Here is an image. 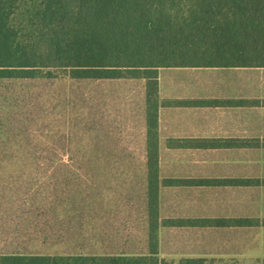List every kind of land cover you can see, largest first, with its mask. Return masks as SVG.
<instances>
[{
	"label": "rangeland",
	"instance_id": "374dc122",
	"mask_svg": "<svg viewBox=\"0 0 264 264\" xmlns=\"http://www.w3.org/2000/svg\"><path fill=\"white\" fill-rule=\"evenodd\" d=\"M50 70L0 79V264L16 253L147 252L142 80Z\"/></svg>",
	"mask_w": 264,
	"mask_h": 264
},
{
	"label": "trees",
	"instance_id": "16d2710c",
	"mask_svg": "<svg viewBox=\"0 0 264 264\" xmlns=\"http://www.w3.org/2000/svg\"><path fill=\"white\" fill-rule=\"evenodd\" d=\"M224 65L264 66V0H0V79L51 78L50 68H63L76 79L145 81L146 151L153 159L148 183L154 187L147 252L16 253L3 255V264H165L158 256L161 223H250L160 220L157 212V68Z\"/></svg>",
	"mask_w": 264,
	"mask_h": 264
},
{
	"label": "crops",
	"instance_id": "0c3cea01",
	"mask_svg": "<svg viewBox=\"0 0 264 264\" xmlns=\"http://www.w3.org/2000/svg\"><path fill=\"white\" fill-rule=\"evenodd\" d=\"M156 80L159 219L250 221L161 223L158 256L165 264H264V66H164ZM245 179L255 182H223Z\"/></svg>",
	"mask_w": 264,
	"mask_h": 264
}]
</instances>
